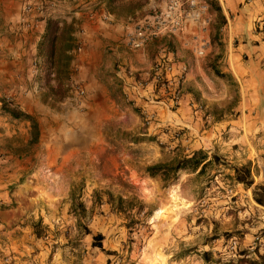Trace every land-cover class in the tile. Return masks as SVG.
<instances>
[{
	"label": "rangeland",
	"instance_id": "rangeland-1",
	"mask_svg": "<svg viewBox=\"0 0 264 264\" xmlns=\"http://www.w3.org/2000/svg\"><path fill=\"white\" fill-rule=\"evenodd\" d=\"M12 1L19 2L21 14L57 8L67 11V17L69 12L94 8L95 2L67 0L66 9L62 0H29L26 11L25 0ZM263 17L254 25L262 40L258 22ZM208 25L207 39L198 43L202 53L187 49L192 60L186 73L194 80L187 90L193 115L191 137L200 142L196 149L188 145L192 139L185 141L190 131L186 126L178 137L163 130L170 133L167 138L146 129L149 126L141 111H135L120 93L114 115L101 118L90 112L84 89L57 61L61 36L56 40L61 45L54 50L58 57L50 64L44 57L40 73L38 63L27 66L36 72L12 68L10 75L9 68L0 65V99L8 98L21 110L19 97L27 94L29 105L38 111L29 113L36 130L39 116L44 123L63 120L67 103V139L72 141L67 146L71 148L67 177L57 178L65 185L52 186V195L67 202V250L74 264L86 251L88 257L106 256L91 248L84 227L91 233L100 232L103 247L113 251L105 264H161L164 259L176 264H222L242 257L238 253L257 261L253 250L264 258V206L252 198L254 186L264 185V74L260 73L264 71V47L250 51L242 45L244 36L233 37L228 44L223 26H215V15ZM5 41L0 34V59L7 55ZM14 51L9 55L15 57ZM25 120L0 108V154L22 142L21 122ZM26 132L31 136L30 127ZM196 150L204 154L203 161L209 160L200 171L199 167L180 169L174 179L164 182L144 170L147 165L188 157ZM242 164L250 167L252 183L248 186L233 179V167ZM181 194L187 200L180 201ZM55 225L43 226L42 237H50ZM204 251L207 259L202 256Z\"/></svg>",
	"mask_w": 264,
	"mask_h": 264
},
{
	"label": "crops",
	"instance_id": "crops-1",
	"mask_svg": "<svg viewBox=\"0 0 264 264\" xmlns=\"http://www.w3.org/2000/svg\"><path fill=\"white\" fill-rule=\"evenodd\" d=\"M62 1L63 8L67 9V0ZM217 3L224 18L225 42L229 44L233 37L244 36L242 45L250 51L264 47V40L254 29L255 21L264 16V0H217ZM163 4V0H100L94 8L84 7L80 12H69L67 17V11L57 8L21 14L18 1L0 0V34L4 41L6 39L7 48L0 65L9 68V75L12 68L21 73L25 69L28 73L38 70L40 73L45 56L38 47L46 18L56 20L66 35L70 22L69 40L66 36L61 43L67 57V76H73L84 89V101L90 112L101 118L114 115L118 93L139 111L148 97L162 96L138 88L135 78L146 76L157 56L165 53L172 55L177 64L189 65L192 58L187 49L193 51L200 40L207 39L208 24L214 18V14L206 11L200 20L185 21L177 34L149 39L139 48H132L127 43V34L146 23L153 7ZM12 48L15 57L9 55ZM31 62L39 64L38 70L27 67ZM193 81L185 72L179 105L174 111L167 109L166 101L145 104L140 111L154 110L159 122L158 127L146 129L157 132V137L167 138L171 127L186 126L190 131L186 132L189 137L185 141L192 139L191 95L187 90ZM6 92L10 93V89ZM126 93L130 94V99L125 97ZM19 98L22 111L38 113L29 105L27 94ZM63 107V120L57 118L44 123L41 116L37 118L34 141L26 132L29 122H21L25 131L22 142L0 154V264H74L72 253L67 250V202L57 201L52 195V186L65 185L57 178L67 177V156L71 150H67V146L72 144L71 139H67V103ZM165 129L168 131L164 132ZM188 145L196 149L199 139H192ZM181 180L179 183L183 185ZM179 200L187 199L181 194ZM52 223L56 225L50 237L35 235L34 224L42 229ZM5 257L7 262L3 260ZM79 257L77 264H105L107 259L100 254L88 257L87 251ZM161 264H176V261L164 259Z\"/></svg>",
	"mask_w": 264,
	"mask_h": 264
},
{
	"label": "built area",
	"instance_id": "built-area-1",
	"mask_svg": "<svg viewBox=\"0 0 264 264\" xmlns=\"http://www.w3.org/2000/svg\"><path fill=\"white\" fill-rule=\"evenodd\" d=\"M94 6L98 5L100 0H94ZM164 4L161 7H153L148 15L145 24L136 26L132 32L127 34V43L132 48H139L147 40L159 36L175 35L180 32L182 25L187 20H200L203 14L207 11V5L201 0H163ZM30 1L23 2V9L30 10ZM36 3V2H35ZM93 6V7H94ZM39 8V7H38ZM207 19H205V22ZM258 28L264 34V17L258 22ZM201 45H195L193 51L195 54L202 53ZM186 66L182 63H176L175 59L170 54H161L157 56L153 62L149 72L144 77L135 78V85L140 89H148L152 94H158L162 98L148 97V104H154L159 101L167 105L169 111H174L180 101L182 88L185 79ZM79 94L83 93L82 89L78 90ZM129 93L125 97L129 98ZM164 99V100H162ZM143 104L142 108L145 106ZM140 107V110L142 109ZM142 119L146 126H157V120L154 110L141 111ZM175 137L183 135V127L176 125L170 129ZM7 262V258H3Z\"/></svg>",
	"mask_w": 264,
	"mask_h": 264
},
{
	"label": "trees",
	"instance_id": "trees-1",
	"mask_svg": "<svg viewBox=\"0 0 264 264\" xmlns=\"http://www.w3.org/2000/svg\"><path fill=\"white\" fill-rule=\"evenodd\" d=\"M207 1V10L209 13H214L215 15V26H223L224 24V18L220 14V8L217 3V0H206ZM70 30V27L67 26V35L63 29L60 30L58 23L54 19L47 18L45 20V26L43 35L41 38V41L39 43L38 50L40 53H42L46 59L50 62L55 60L58 55L55 56L54 50H57L60 46L58 43H56V40L58 37H63L64 39L67 36V40H69L68 32ZM60 55L59 60L57 58V61L62 63L64 66L66 65V55L63 54V48L59 49ZM66 57V58H65ZM215 73L220 75L222 77V73L215 70ZM6 99V98H5ZM0 99V108L7 112L11 117L13 118H23L27 119L29 122V127L31 129V136L30 140L33 141L36 139L37 130H36V124L32 120L31 115L29 113H26L22 110L17 109L13 104L9 102V100ZM214 158V156H213ZM205 159L204 154L201 155L199 150L193 151L190 156L188 157H182L180 159H175L170 162H163V163H154L151 165L145 166L144 170L149 176H159L162 181H168L172 180L176 177V173L180 169H186L189 168L191 170L196 169L199 167V171L203 168V166L209 161H203ZM233 179L236 182L243 183L244 185L248 186L252 183L251 177H250V167L248 164H242L239 166L233 167ZM252 197L253 200L259 204L264 206V185H255L252 190ZM35 228V235L36 236H42L43 235V229L44 227L38 228L39 226L37 224L33 225ZM84 234H90V246L91 248L97 249L106 256L109 254H112V250H107L102 245L103 235L100 232L91 233L90 230L87 227H84ZM254 254L257 257V261L250 260L249 258L244 257L243 253H238L242 255V257L235 259L234 261H228L222 264H264V258L261 254H258L256 250H253ZM202 256L207 259L208 258V252L204 251L202 252ZM234 262V263H233ZM106 263H108V260L106 259ZM214 263H217V261H214Z\"/></svg>",
	"mask_w": 264,
	"mask_h": 264
}]
</instances>
